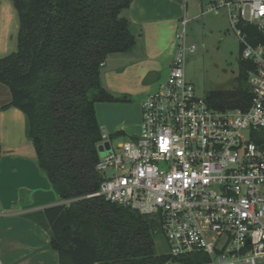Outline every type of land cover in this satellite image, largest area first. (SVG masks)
I'll use <instances>...</instances> for the list:
<instances>
[{
  "label": "trees",
  "instance_id": "1",
  "mask_svg": "<svg viewBox=\"0 0 264 264\" xmlns=\"http://www.w3.org/2000/svg\"><path fill=\"white\" fill-rule=\"evenodd\" d=\"M12 1L20 18L18 44L0 58V83L11 90L10 105L26 115L41 171L62 200H71L41 213L61 264H206L209 257L200 251L156 254L154 236L163 235L157 219L88 196L102 180L96 166L103 133L95 104L129 100L103 87L101 69L108 55L135 44L121 14L133 0ZM244 29L252 42L264 39L254 27ZM239 63L236 86L209 92L210 107L250 106L251 64ZM37 214L29 216L40 222Z\"/></svg>",
  "mask_w": 264,
  "mask_h": 264
},
{
  "label": "built area",
  "instance_id": "2",
  "mask_svg": "<svg viewBox=\"0 0 264 264\" xmlns=\"http://www.w3.org/2000/svg\"><path fill=\"white\" fill-rule=\"evenodd\" d=\"M220 8L251 64L250 106L218 110L197 98L185 75L195 47L179 31L167 78L142 102L139 133L99 158L102 180L88 196L157 219L174 256L200 251L206 264H264V39L252 42L244 29L264 37V0L212 5Z\"/></svg>",
  "mask_w": 264,
  "mask_h": 264
},
{
  "label": "crops",
  "instance_id": "3",
  "mask_svg": "<svg viewBox=\"0 0 264 264\" xmlns=\"http://www.w3.org/2000/svg\"><path fill=\"white\" fill-rule=\"evenodd\" d=\"M219 0H133L122 16L130 22L134 46L107 56L101 83L124 102H97V120L111 139H132L140 131L141 105L170 71L178 48L181 21L190 3ZM187 19V18H186ZM20 18L12 0H0V58L17 49ZM10 88L0 83V264H61L50 246L52 235L41 213L68 204L39 167L36 149L27 134L23 111L11 104ZM38 213L40 222L29 215Z\"/></svg>",
  "mask_w": 264,
  "mask_h": 264
},
{
  "label": "rangeland",
  "instance_id": "4",
  "mask_svg": "<svg viewBox=\"0 0 264 264\" xmlns=\"http://www.w3.org/2000/svg\"><path fill=\"white\" fill-rule=\"evenodd\" d=\"M186 18L188 23L185 27H180V32L185 34L187 47L194 46L195 49L187 52L185 75L193 84L197 98L204 100L213 90L236 86L242 46L227 10L220 8L215 11L210 3H190V13ZM127 140L130 139H103L98 144L99 158H104L112 147L117 148V144ZM111 173L108 170L106 175ZM154 241L156 254L170 253L169 243L164 235L156 234Z\"/></svg>",
  "mask_w": 264,
  "mask_h": 264
}]
</instances>
